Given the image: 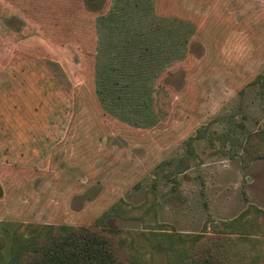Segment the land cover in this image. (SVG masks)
Instances as JSON below:
<instances>
[{"label": "rangeland", "instance_id": "rangeland-1", "mask_svg": "<svg viewBox=\"0 0 264 264\" xmlns=\"http://www.w3.org/2000/svg\"><path fill=\"white\" fill-rule=\"evenodd\" d=\"M154 9L194 22L181 62L160 33L185 29L151 0H0V264L43 225L94 222L130 264L195 263L214 240L264 264V158L243 153L264 129V0ZM108 67L153 85V127L101 111Z\"/></svg>", "mask_w": 264, "mask_h": 264}, {"label": "trees", "instance_id": "trees-1", "mask_svg": "<svg viewBox=\"0 0 264 264\" xmlns=\"http://www.w3.org/2000/svg\"><path fill=\"white\" fill-rule=\"evenodd\" d=\"M151 6L152 16L154 15L157 20L167 21V24H174L176 28L185 29L170 32L167 27L168 32L160 33L166 40H176L178 42L181 54H176L172 63L181 62L188 55L189 48H187V45H189V41L196 32L194 22L187 18L157 15L154 9V0H151ZM217 22L219 23L217 27L220 32L217 34L221 38L225 37L228 34V27L222 21ZM229 39L239 40L235 36ZM259 51L264 52L263 48L260 47ZM152 56H145V59L151 58V61L158 62ZM94 60H96V53ZM110 69L108 67V72L99 70L98 80L94 79V96L101 111L115 119V115L122 109V115L119 119L123 123H138V127L143 129L153 127L157 121L152 111L153 85L149 87L148 81L138 77L133 70L124 74L116 69L113 73ZM261 78L262 76L259 74L248 83L251 85L261 81L264 83V76ZM97 82L103 84V89L100 88V92L99 88L96 87ZM104 82H106V89ZM246 137L243 145L244 155L252 159L264 158V129L250 132ZM13 182H16V178ZM15 189L18 190V188ZM116 232L104 225L101 226L97 222L88 226L46 224L38 232L24 240L10 264H130L127 263V259L115 242ZM214 243L216 245L214 247L205 244L202 255L195 263H193L194 261L190 263L232 264L228 259V249L223 245L224 243H218L217 240H214ZM2 247H0V258L2 257ZM237 262L236 259V264Z\"/></svg>", "mask_w": 264, "mask_h": 264}]
</instances>
